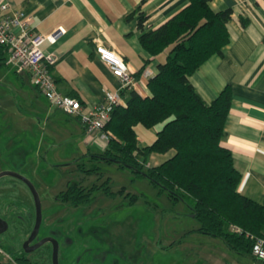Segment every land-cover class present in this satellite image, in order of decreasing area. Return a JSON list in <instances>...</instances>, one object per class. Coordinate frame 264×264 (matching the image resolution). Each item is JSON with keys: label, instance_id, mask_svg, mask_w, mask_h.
<instances>
[{"label": "crops", "instance_id": "obj_1", "mask_svg": "<svg viewBox=\"0 0 264 264\" xmlns=\"http://www.w3.org/2000/svg\"><path fill=\"white\" fill-rule=\"evenodd\" d=\"M8 10L19 9L30 16V29L46 33L58 25L66 31L55 42H44L45 50H53L58 59L51 67L57 88L80 99L87 106L102 101L108 90H116L119 78L97 55L96 43L120 51L133 72V89L150 94L147 79L158 70L169 47L151 56L140 43L143 30L156 28L188 4L189 0H5ZM213 10L231 8L226 26L229 40L222 54L210 55L188 75L201 97L210 102L229 83L232 102L225 122V135L220 140L232 151L235 167L241 173L238 190L251 199H264V0H210ZM140 14L146 15L138 24ZM245 20V23H242ZM150 58L149 61H147ZM3 71L11 79L15 118L41 121L51 137L62 141L70 155H84L101 149V141L86 138L78 116L62 113L52 105L33 82L27 71ZM150 69L142 75L143 66ZM138 75V71H140ZM123 102L125 103V97ZM5 110L3 104L0 103ZM61 112V113H60ZM136 124L138 146L150 143L160 124L146 127ZM50 127V128H49ZM96 140V141H95ZM151 152L148 165H155L172 155ZM2 157L0 161L2 162ZM0 162V163H1ZM74 162L73 164H75ZM2 168L0 164V169ZM2 260V259H1Z\"/></svg>", "mask_w": 264, "mask_h": 264}, {"label": "trees", "instance_id": "obj_2", "mask_svg": "<svg viewBox=\"0 0 264 264\" xmlns=\"http://www.w3.org/2000/svg\"><path fill=\"white\" fill-rule=\"evenodd\" d=\"M230 14L231 8L213 10L210 0H189L156 28L143 30L139 40L151 56L170 45L157 72L147 79L150 94L122 89L126 102L116 104L102 126L108 134L105 146L88 150L85 156L145 175L159 192L165 191L172 200L188 205L199 222L191 230L219 237L230 249L256 258L252 247L254 239L264 234V199L257 202L238 190L241 173L234 165L232 151L220 143L232 102L231 86L226 83L206 102L188 79L210 55L222 54L229 40L226 23ZM145 18L140 14L138 24ZM7 53L8 47L0 43V65L6 63ZM138 123L146 127L160 124L154 139L142 147L135 130ZM170 149H174L173 154L160 163L147 164L151 152ZM84 160L75 161L78 170L85 174L99 171L98 164ZM82 181H68L56 198L78 206L90 203L96 189L112 194L107 178L90 185ZM231 224L240 226L242 232L231 230ZM8 258L0 259V264H50L51 260L46 250L33 255L20 252Z\"/></svg>", "mask_w": 264, "mask_h": 264}, {"label": "rangeland", "instance_id": "obj_3", "mask_svg": "<svg viewBox=\"0 0 264 264\" xmlns=\"http://www.w3.org/2000/svg\"><path fill=\"white\" fill-rule=\"evenodd\" d=\"M7 69L11 66L0 65V103L6 107L0 105V170L18 172L34 185L43 217L38 237L58 239L59 264L102 260L104 264H264L230 249L219 237L191 230L199 222L188 205L159 192L145 175L117 163L95 161L86 152L70 155L62 141L51 137L48 125L15 118L11 77L3 78ZM81 158L98 164L99 171L78 170L73 163ZM106 178L109 196L99 188L90 203L76 207L56 198L68 181L83 179L90 185ZM0 213L8 220L7 229L0 233V259L6 261L8 255L21 252L18 249L34 222L33 194L20 178L0 176ZM43 245L51 253V245Z\"/></svg>", "mask_w": 264, "mask_h": 264}, {"label": "built area", "instance_id": "obj_4", "mask_svg": "<svg viewBox=\"0 0 264 264\" xmlns=\"http://www.w3.org/2000/svg\"><path fill=\"white\" fill-rule=\"evenodd\" d=\"M8 7L7 1L0 0V43L8 47L6 63L13 65L16 71H27L48 101L63 112L78 116L84 125L86 138L90 140L97 138V142L101 141L103 148L108 134L102 131V126L109 118L112 108L116 104L124 103L121 90L131 88L134 82L133 72L122 53L100 42L96 43L97 55L119 78L120 85L116 90L106 91L102 101L87 106L83 111L79 98L64 94L57 88L51 67L56 63L58 55L53 50H45L43 46L46 41L55 43L66 29L58 25L46 33L34 32L30 29V16L27 13L19 9L9 11ZM149 73V68L145 67L142 70L144 76H148ZM230 229L242 232V228L236 224H231ZM252 254L264 261V234L254 239Z\"/></svg>", "mask_w": 264, "mask_h": 264}, {"label": "water", "instance_id": "obj_5", "mask_svg": "<svg viewBox=\"0 0 264 264\" xmlns=\"http://www.w3.org/2000/svg\"><path fill=\"white\" fill-rule=\"evenodd\" d=\"M5 174H9V175H13L15 177L20 178L21 180H23L28 187L30 188L32 194H33V198H34V202H35V209H36V213H35V221L33 224V227L31 229V232L29 234V236L24 240L23 242V246H24V250L25 251H31L35 248H37L38 246H40L41 244H43L46 241H50L52 243V252H51V259H52V264H59L58 261V239L55 238L52 235H45L40 237L35 243L26 246L28 244V242H30L33 238H35L38 234L39 231V227L41 225V221H42V212H41V204H40V198L38 196V192L35 189L34 185L32 184V182L30 181V179H28L26 176L15 172L13 170H0V176L5 175ZM8 227V220L0 215V233L4 230H6ZM85 264H100L98 262H87Z\"/></svg>", "mask_w": 264, "mask_h": 264}, {"label": "flooded vegetation", "instance_id": "obj_6", "mask_svg": "<svg viewBox=\"0 0 264 264\" xmlns=\"http://www.w3.org/2000/svg\"><path fill=\"white\" fill-rule=\"evenodd\" d=\"M34 199V198H33ZM62 202V201H61ZM63 203H67V202H63ZM68 205H70L69 203H67ZM70 206H72V205H70ZM78 206H80V205H78ZM72 207H76V206H72ZM35 213H36V209H35ZM0 215L1 216H3V217H5L3 214H1L0 213ZM6 219H7V217H5ZM43 218V217H42ZM57 217L56 218H54L53 220H54V223L57 221ZM34 221H35V216H34ZM41 223H42V221H41ZM33 224H34V222H33ZM32 227H33V225H32ZM40 228V227H39ZM32 229V228H31ZM30 232H31V230L27 233V235L23 238V241H22V243H21V246H22V249L21 248H19L18 250L19 251H21V252H24V253H28V254H30V255H33V253H35V251H37V250H45L42 246H45V245H43V244H50L51 245V247H52V243L50 242V241H46V242H44L43 244H41L40 246H38L37 248H35V249H33V250H31V251H25L24 250V246H23V242H24V240L29 236V234H30ZM40 238V236L38 237V234H37V236L35 237V238H33L30 242H28V244L26 245V246H29V245H31V244H33V243H35L38 239ZM59 248V247H58ZM52 249V248H51ZM47 251V250H46ZM51 252H52V250H51ZM50 259H51V253H50ZM58 259H59V257H58ZM59 261V260H58ZM100 261V260H99ZM98 263H100V264H104L105 262H104V260H102V261H100V262H98ZM50 264H52V259L50 260ZM113 264H115V263H113Z\"/></svg>", "mask_w": 264, "mask_h": 264}]
</instances>
